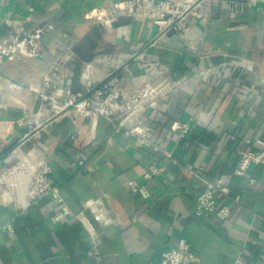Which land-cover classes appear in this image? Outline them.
<instances>
[{
    "label": "crops",
    "instance_id": "1",
    "mask_svg": "<svg viewBox=\"0 0 264 264\" xmlns=\"http://www.w3.org/2000/svg\"><path fill=\"white\" fill-rule=\"evenodd\" d=\"M118 1L0 0V36L15 33L13 20L46 25L37 57L0 68V264H158L182 237L193 264H264V164L234 173L239 149L264 150V0H206V20L189 15V30L168 33L145 18L100 23ZM102 56L125 66L108 78ZM47 71L66 95L86 93L89 79L126 91L151 83L146 109L127 120L149 124L147 140L119 117L56 113L30 90ZM176 122L192 125L185 137ZM44 160L71 210L60 220L51 195L25 197L29 169ZM153 164L164 171L145 179ZM221 177L216 197L232 216L198 215V194Z\"/></svg>",
    "mask_w": 264,
    "mask_h": 264
},
{
    "label": "built area",
    "instance_id": "2",
    "mask_svg": "<svg viewBox=\"0 0 264 264\" xmlns=\"http://www.w3.org/2000/svg\"><path fill=\"white\" fill-rule=\"evenodd\" d=\"M206 0H120L109 9H101L99 22L107 24L118 20L121 16H131L134 18L150 19L160 27V33L182 32L189 30V15H197L204 20L207 16L200 12V8ZM15 33L12 36H0V68L6 61L17 58L33 59L37 57L42 48V37L46 31V25H38L31 30H27L22 21L13 20L11 22ZM100 57V61L106 63V77H110L124 65L118 60H105ZM93 63L86 66V71L91 73ZM160 72L155 74V78ZM93 80H88V91L76 95H66L65 86L62 85L59 76L51 77L50 71L45 74L43 86L30 87V90L37 92L41 99L51 105L56 113L74 110L83 116L102 115L109 118L119 117V126L127 134L134 135L146 141L151 131V126L147 123L136 122L127 124V120L137 114L142 113L147 106L149 96L153 94L154 88L151 83L139 85L134 90L126 91L115 86L111 80L105 81L101 86L94 88ZM192 125L188 122H176L172 130L178 133L180 138L185 137L191 130ZM250 142V141H249ZM264 145L263 140H258ZM157 151L163 152L166 158H170L172 152L162 150L154 146ZM239 160L234 169L236 175H244L249 166L253 163L264 164V150L239 149ZM24 165L16 166L13 172L24 171ZM164 171V167L151 165L144 174L145 179H150L154 175H159ZM51 164L44 160L35 167L29 169V178L25 197L27 201H34L44 195H51L61 209L56 220L63 219L70 214V208L65 204L61 194L60 186L52 180ZM254 181V180H253ZM252 181V182H253ZM14 184V189L6 191L9 197H18L19 190ZM126 186L129 190L139 193L143 197H149V191L144 184L136 180H128ZM224 179L221 177L216 183L209 184L198 196L196 213L198 215H215L220 220H227L232 216L231 208L226 204L219 203L216 192L226 191ZM11 230L13 227L7 224ZM196 254L190 242L186 238H180L170 248L163 253L162 259L158 264H193ZM236 264H246L240 258Z\"/></svg>",
    "mask_w": 264,
    "mask_h": 264
}]
</instances>
